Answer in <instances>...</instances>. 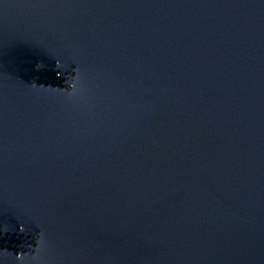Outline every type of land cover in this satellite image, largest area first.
<instances>
[{"label": "water", "instance_id": "1", "mask_svg": "<svg viewBox=\"0 0 264 264\" xmlns=\"http://www.w3.org/2000/svg\"><path fill=\"white\" fill-rule=\"evenodd\" d=\"M0 264H264V0H0Z\"/></svg>", "mask_w": 264, "mask_h": 264}]
</instances>
